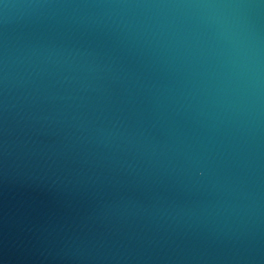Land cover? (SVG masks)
Segmentation results:
<instances>
[{
	"label": "water",
	"instance_id": "obj_1",
	"mask_svg": "<svg viewBox=\"0 0 264 264\" xmlns=\"http://www.w3.org/2000/svg\"><path fill=\"white\" fill-rule=\"evenodd\" d=\"M0 264H264V0H0Z\"/></svg>",
	"mask_w": 264,
	"mask_h": 264
}]
</instances>
